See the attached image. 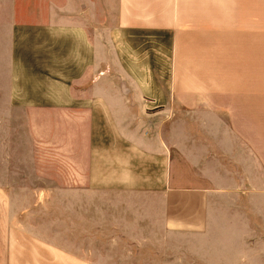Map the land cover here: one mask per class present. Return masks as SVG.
<instances>
[{"label": "crops", "instance_id": "0c3cea01", "mask_svg": "<svg viewBox=\"0 0 264 264\" xmlns=\"http://www.w3.org/2000/svg\"><path fill=\"white\" fill-rule=\"evenodd\" d=\"M45 9L15 97L89 124L87 171L0 185V264H264V0Z\"/></svg>", "mask_w": 264, "mask_h": 264}, {"label": "rangeland", "instance_id": "374dc122", "mask_svg": "<svg viewBox=\"0 0 264 264\" xmlns=\"http://www.w3.org/2000/svg\"><path fill=\"white\" fill-rule=\"evenodd\" d=\"M47 13L45 0H0V185L37 175L75 184L87 171L89 124L63 108L23 106L15 97L17 84L31 77L22 73L23 63L33 65L29 52L38 39L30 26Z\"/></svg>", "mask_w": 264, "mask_h": 264}]
</instances>
